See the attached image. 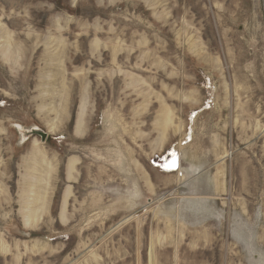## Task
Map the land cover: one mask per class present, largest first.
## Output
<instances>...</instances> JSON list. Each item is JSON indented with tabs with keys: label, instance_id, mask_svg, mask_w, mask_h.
<instances>
[{
	"label": "rangeland",
	"instance_id": "obj_1",
	"mask_svg": "<svg viewBox=\"0 0 264 264\" xmlns=\"http://www.w3.org/2000/svg\"><path fill=\"white\" fill-rule=\"evenodd\" d=\"M0 264H264V0H0Z\"/></svg>",
	"mask_w": 264,
	"mask_h": 264
},
{
	"label": "bare ground",
	"instance_id": "obj_2",
	"mask_svg": "<svg viewBox=\"0 0 264 264\" xmlns=\"http://www.w3.org/2000/svg\"><path fill=\"white\" fill-rule=\"evenodd\" d=\"M169 156H171V157H173V159L175 160V164H176V166L175 167H172V165H173V162L171 163V164H167V162H166V168L167 167H169L170 168V170L171 171H175V168L177 167V170H179L178 168H179V161H178V158H176V156H175V150L174 151H172L171 153H170V155ZM167 159L165 158L164 159V161H166ZM169 165V166H168ZM29 199V198H28ZM27 199V200H28ZM29 203V202H28ZM33 203H35V201L33 202ZM32 205V204H31ZM36 205V204H35ZM34 205V206H35ZM37 206V205H36ZM30 207V206H29ZM30 209H31V207H30ZM37 209L38 208H36V211L34 210V211H28L27 213H25V215H24V219L26 220V218H28V219H30V218H36L37 217V214L39 213V211L37 212ZM40 209H41V207H40ZM39 209V210H40ZM40 212H42V211H40ZM43 213V212H42ZM40 214V213H39ZM30 225H32V222H30V221H28L27 222V227H31Z\"/></svg>",
	"mask_w": 264,
	"mask_h": 264
},
{
	"label": "water",
	"instance_id": "obj_3",
	"mask_svg": "<svg viewBox=\"0 0 264 264\" xmlns=\"http://www.w3.org/2000/svg\"><path fill=\"white\" fill-rule=\"evenodd\" d=\"M25 131H26V134L28 137V138H26L27 140H29L34 135H39L42 138L43 142L46 141V139H47V135L40 130L34 129V130H25ZM18 132H19L20 136L22 137V133L19 131V129H18Z\"/></svg>",
	"mask_w": 264,
	"mask_h": 264
},
{
	"label": "snow or ice",
	"instance_id": "obj_4",
	"mask_svg": "<svg viewBox=\"0 0 264 264\" xmlns=\"http://www.w3.org/2000/svg\"><path fill=\"white\" fill-rule=\"evenodd\" d=\"M176 166V164H175V162H173V165H172V167H175Z\"/></svg>",
	"mask_w": 264,
	"mask_h": 264
}]
</instances>
